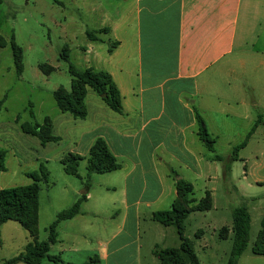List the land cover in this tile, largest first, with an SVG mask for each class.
<instances>
[{
    "label": "crops",
    "instance_id": "obj_1",
    "mask_svg": "<svg viewBox=\"0 0 264 264\" xmlns=\"http://www.w3.org/2000/svg\"><path fill=\"white\" fill-rule=\"evenodd\" d=\"M118 1L111 17L98 5L89 7L88 15L96 18L86 20L92 28H85L107 30L112 38L108 53L114 59L98 58L91 47L85 52L92 55L90 62L97 60L102 65L100 69L90 68L111 76L123 111L115 113L101 99L91 97L88 101L86 97L87 116L81 120L84 131L68 152L81 157V179L67 175L61 166L71 179L62 177L67 183L61 196L55 197L61 206L53 207V220L81 196L88 153L96 139L106 143L121 167L92 174L80 213L58 224L49 255L60 257L66 264H85L94 256L98 264H161L155 250L178 248L180 240L177 234L166 235L171 226L158 227L151 217L154 212L170 209L178 179L192 187L199 182L203 194L209 192L211 208L195 212L215 208V192L220 188L227 193L225 197L235 192L240 198H258L245 192L252 187L249 182L234 179L232 167L241 160L239 156L231 164L229 177L223 173V164L212 160L213 154L198 136V117L215 140L217 155V143H227L233 151L235 143H242L254 125L252 135L264 126V0ZM252 73L259 100L250 93L254 89L248 82ZM242 173L246 179L245 166ZM95 184L104 202L101 196L94 200ZM254 184L264 190V181ZM54 187H46L48 199ZM90 218L101 220L95 235L85 226ZM142 224L148 232L159 228L164 235H141ZM231 232L230 228L227 239H231ZM196 234L194 239H201L204 231ZM218 239L226 240L219 235ZM38 240L44 241L39 235ZM191 240L195 251V241ZM24 241L20 252L31 241L30 236ZM245 251L237 264L240 260L264 264V256L246 255Z\"/></svg>",
    "mask_w": 264,
    "mask_h": 264
},
{
    "label": "rangeland",
    "instance_id": "obj_2",
    "mask_svg": "<svg viewBox=\"0 0 264 264\" xmlns=\"http://www.w3.org/2000/svg\"><path fill=\"white\" fill-rule=\"evenodd\" d=\"M119 3L118 0H0V150L5 152V170L0 172V190L31 184L32 181L27 175L35 172L40 174L41 168L49 174L47 182L38 183L40 190L42 189L39 196L41 217L37 223L41 240L46 239V229L53 222V207L61 206L55 197L61 196V190L67 183L62 177L71 179L62 172L61 160L68 155L74 140L84 131L80 119L59 110L53 93L57 90L71 92L73 77L69 73V66L78 71L91 69L90 67L102 68L97 60L90 62L92 55L85 52L87 48H93L100 59H114L108 53V40L112 39L111 35L106 34L103 29L85 31V28H92V24L88 25L86 20L92 22L96 18L88 15L89 7L98 5L101 7L100 11L107 12L111 17ZM87 32H94L92 34L96 40H89ZM12 43L19 47L22 53L23 72L20 76L16 75L13 64L10 49ZM63 49L66 50L67 61L61 58ZM248 82L254 87L250 90L251 95L257 100L261 99L260 91L254 86L253 73ZM257 83L260 88L259 78ZM86 97L88 101L91 97L100 99L87 88L85 107ZM43 125H51V134L60 139L57 143L43 145L22 128L24 126L32 129ZM244 140L243 138L242 141ZM239 142L241 141L235 143V146L239 145ZM85 143L86 138L82 140L81 146ZM217 151L222 156H228L232 152L227 143H217ZM238 156L241 160L234 162L232 167L234 179H239L241 183L249 182L252 187L247 188L245 192L248 196L258 198H240L235 192L225 197L227 193L220 188L215 192V208L207 212H194L188 216L185 236L195 241V251L201 264L227 263L232 243L231 239L227 238L232 225V213L236 208L245 207L251 219L246 255L251 253L261 229L264 190H260L254 181H264V126H260L248 138L245 148L238 152ZM244 166L246 179L242 178ZM83 171L84 166L81 163L79 172ZM51 184H55V187L48 199L45 192L46 187ZM193 188L192 198L197 202L206 192L203 194L199 182H194ZM97 190L99 189L95 184V201L102 197L101 192L98 195ZM102 199L104 202L105 198ZM86 223V229L92 230L90 235H95L101 227L100 219L90 218ZM156 225L161 227L158 223ZM146 227L145 224L141 225V235H164V230L153 228L148 232ZM221 229L229 230L226 240L218 239ZM198 230H203L204 235L195 240L194 235ZM165 232L166 235L177 234L173 227ZM26 235L27 232L16 222H7L0 226V264L20 253ZM222 235H226L225 231ZM230 235H233L232 232ZM246 263V260H240L239 264ZM85 264L93 263L90 261Z\"/></svg>",
    "mask_w": 264,
    "mask_h": 264
},
{
    "label": "trees",
    "instance_id": "obj_3",
    "mask_svg": "<svg viewBox=\"0 0 264 264\" xmlns=\"http://www.w3.org/2000/svg\"><path fill=\"white\" fill-rule=\"evenodd\" d=\"M107 32L106 29H103ZM88 39L95 41L94 32H87ZM115 45V43H114ZM13 64L17 76L23 72L22 53L19 47L14 43L10 45ZM61 58L67 61L66 50L63 49ZM69 73L73 77L71 83V92L57 90L53 93V98L59 110L62 113H68L75 119L83 120L87 116L84 99L87 94V88H90L101 101L113 112L121 114L123 111L121 95L111 76L107 72L95 71L92 68L84 71H78L69 66ZM200 124L198 136L204 143L209 152L213 154L214 161L223 164V173L229 177L231 164L238 159V152L246 146V141L252 135L257 125H254L247 134L245 140L235 146L231 155L224 158L217 155L214 149L215 140L207 133L203 121L198 117ZM23 130L31 136L36 137L41 144L57 143L60 139L51 134V125L36 126L35 128H26ZM63 171L70 176L81 179L78 175V165L81 157L68 153L62 160ZM120 164L110 153L106 143L98 138L91 146L87 157V176L82 182V193L78 200L69 208L57 213L53 222L47 227V237L44 241L38 240V194L39 182H47L49 174L42 168L40 174L32 173L27 177L32 183L25 186H18L0 190V226L8 221L18 223L30 236L29 241L14 258L3 264H44L48 261L53 264H66L60 257L49 255V249L56 241V229L59 223L70 220L80 213L81 203L86 199V194L91 184L92 174H104L120 169ZM5 170V152L0 150V172ZM175 176V173H174ZM176 185V198L170 209L157 211L152 214V220L164 225L171 226L177 232L180 240L178 248L156 249L154 254L161 264H200L194 251L192 240L185 236L186 219L188 215L195 211H206L211 208V197L209 192L199 201L195 202L192 198L193 187L183 179H178ZM251 219L245 207L236 208L232 213V237L231 249L226 264H237L239 257L248 247ZM225 231L226 235H222ZM221 229L218 233L220 239H226L229 232L227 229ZM201 232L196 234V237ZM255 255L264 256V214H262L261 229L258 232L257 239L251 248ZM98 264V257L94 256L87 263Z\"/></svg>",
    "mask_w": 264,
    "mask_h": 264
}]
</instances>
